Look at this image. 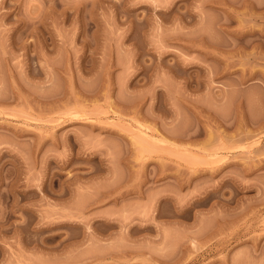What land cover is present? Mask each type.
Returning a JSON list of instances; mask_svg holds the SVG:
<instances>
[{"label":"rangeland","instance_id":"1","mask_svg":"<svg viewBox=\"0 0 264 264\" xmlns=\"http://www.w3.org/2000/svg\"><path fill=\"white\" fill-rule=\"evenodd\" d=\"M0 264H264V0H0Z\"/></svg>","mask_w":264,"mask_h":264}]
</instances>
